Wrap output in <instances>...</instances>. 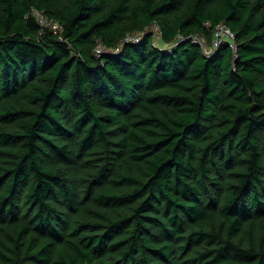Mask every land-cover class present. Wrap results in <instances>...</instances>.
Returning <instances> with one entry per match:
<instances>
[{
  "label": "trees",
  "instance_id": "16d2710c",
  "mask_svg": "<svg viewBox=\"0 0 264 264\" xmlns=\"http://www.w3.org/2000/svg\"><path fill=\"white\" fill-rule=\"evenodd\" d=\"M0 264H264V0H0Z\"/></svg>",
  "mask_w": 264,
  "mask_h": 264
},
{
  "label": "built area",
  "instance_id": "2783aa9c",
  "mask_svg": "<svg viewBox=\"0 0 264 264\" xmlns=\"http://www.w3.org/2000/svg\"><path fill=\"white\" fill-rule=\"evenodd\" d=\"M36 15L38 16L40 24L43 27H48V28L52 29L55 32H59V31L63 30V26L60 23L48 18L47 16H45L41 12L36 11ZM155 28L158 31V28L157 27H155ZM226 37H229V38L233 39L234 38V34L225 25H223V24L222 25H218L216 27V29H215V33H214L211 49L208 52H211L215 48L219 47V45L224 41V39H226ZM125 40L126 41L137 40V37L136 36H129ZM103 52H105L104 46L102 44H98L97 47H96V53L102 54Z\"/></svg>",
  "mask_w": 264,
  "mask_h": 264
},
{
  "label": "rangeland",
  "instance_id": "374dc122",
  "mask_svg": "<svg viewBox=\"0 0 264 264\" xmlns=\"http://www.w3.org/2000/svg\"><path fill=\"white\" fill-rule=\"evenodd\" d=\"M151 30L154 31L155 34H156V36L158 37V31L156 30V28L154 27V28H152Z\"/></svg>",
  "mask_w": 264,
  "mask_h": 264
},
{
  "label": "clouds",
  "instance_id": "9594fccd",
  "mask_svg": "<svg viewBox=\"0 0 264 264\" xmlns=\"http://www.w3.org/2000/svg\"><path fill=\"white\" fill-rule=\"evenodd\" d=\"M200 41V40H199ZM202 44H203V42L202 41H200ZM212 42H213V39H212ZM210 49H211V47H210ZM210 49H205L207 52L210 50Z\"/></svg>",
  "mask_w": 264,
  "mask_h": 264
}]
</instances>
